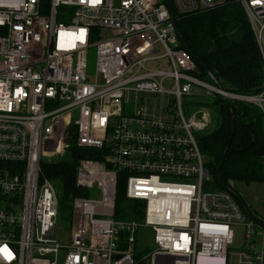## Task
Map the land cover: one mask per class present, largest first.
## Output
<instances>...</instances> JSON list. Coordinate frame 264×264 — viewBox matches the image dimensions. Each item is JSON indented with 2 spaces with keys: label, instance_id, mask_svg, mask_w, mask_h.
Masks as SVG:
<instances>
[{
  "label": "built area",
  "instance_id": "built-area-1",
  "mask_svg": "<svg viewBox=\"0 0 264 264\" xmlns=\"http://www.w3.org/2000/svg\"><path fill=\"white\" fill-rule=\"evenodd\" d=\"M230 1L0 0V264H59L62 249L63 264H264V244L252 240L257 223L236 192L203 190L212 174L195 132L209 127L211 110L189 118L183 110V97L202 88L264 117V87L242 94L203 80L180 47L178 17ZM237 1L264 66V0ZM161 60L168 67H150ZM129 94L156 101L137 110ZM74 144L96 154L78 161L75 183L88 194L70 202L66 247L58 190L43 166ZM121 174L127 198L145 202L140 220L116 217ZM236 225L246 239L239 250ZM142 226L154 232L152 249L138 246Z\"/></svg>",
  "mask_w": 264,
  "mask_h": 264
},
{
  "label": "trees",
  "instance_id": "trees-1",
  "mask_svg": "<svg viewBox=\"0 0 264 264\" xmlns=\"http://www.w3.org/2000/svg\"><path fill=\"white\" fill-rule=\"evenodd\" d=\"M180 47L185 48L198 66L197 76L212 82L205 67L225 90L257 94L264 87L262 56L243 5L231 0L223 7L177 19ZM211 110L217 124L198 139L208 157V167L216 188L231 183L264 182V117L255 105L230 101L221 95L198 103ZM87 156L95 157L90 149ZM76 144L55 162L44 163V175L59 190L61 216L71 213L74 196L88 193L75 183L79 159L86 155ZM233 189V188H232ZM234 190V189H233ZM235 192V190H234ZM145 202L126 196L125 175L118 182L116 217L142 219Z\"/></svg>",
  "mask_w": 264,
  "mask_h": 264
},
{
  "label": "rangeland",
  "instance_id": "rangeland-1",
  "mask_svg": "<svg viewBox=\"0 0 264 264\" xmlns=\"http://www.w3.org/2000/svg\"><path fill=\"white\" fill-rule=\"evenodd\" d=\"M157 56L162 55V52L156 53ZM96 67V47L93 46L89 50V73L93 74L95 71ZM150 67H158V68H166L168 67V61L167 60H161L159 62H154L150 64ZM198 93L196 95L190 97L185 95L183 97V110L184 114L187 118L191 117L193 114H196L199 110V102H202L203 100H206L209 98V96L206 94V91L202 88H199ZM142 95V94H141ZM144 96V95H143ZM150 96V100L146 103L143 102L141 98L137 99L135 94H129L128 99L129 101L136 102L135 104H132L136 107L137 110L141 108L147 107V105H154L156 99L154 98V95H148ZM161 97H158L157 99H160ZM157 113H160V110H157ZM217 122L214 118V116L211 119V123L209 127H207L205 130H199L195 132V135L197 139L203 137L204 135H207L211 129L215 128ZM213 176H212V181L211 182H206L204 184L203 190L204 191H211L216 189L214 182H213ZM232 188L235 190L236 194L239 195L240 198H245L244 196L247 195V189L248 186L245 183L241 182H235L233 181L231 183ZM58 190V189H57ZM249 191V190H248ZM256 191V190H255ZM59 193V190H58ZM257 195V194H256ZM258 209L262 216H264V199L262 202H259ZM71 210V209H70ZM72 215V210L71 213L69 214H63L58 220V226H57V236L59 241L63 246L68 247L71 242H72V235H73V223L68 220ZM235 240H234V248L239 250L241 246L243 245V235H244V227L242 225H236L235 227ZM263 231H261L260 235L263 237ZM155 235L154 232L151 228L142 226L137 233V243L138 246L142 249H152L155 247ZM243 247V246H242ZM256 247L260 249L262 247V243L258 242ZM66 255V249H62L59 253V258H58V263L63 264L64 258ZM48 258H52V255H49Z\"/></svg>",
  "mask_w": 264,
  "mask_h": 264
},
{
  "label": "crops",
  "instance_id": "crops-1",
  "mask_svg": "<svg viewBox=\"0 0 264 264\" xmlns=\"http://www.w3.org/2000/svg\"><path fill=\"white\" fill-rule=\"evenodd\" d=\"M247 186H248L247 195H245L244 196L245 198L243 199L240 198L241 199L240 203L243 207L246 217L248 219L253 220L255 223H257L256 234L254 235L252 240L254 242L255 249H258L256 247L258 242L262 243V247L264 244V234H263V237H261L260 235L261 231H263L264 233V216H262V214L258 210L260 209L258 207L259 202H262V200L264 199V182H255V183L247 184ZM245 245H246V239L243 235V245L242 246L245 247Z\"/></svg>",
  "mask_w": 264,
  "mask_h": 264
},
{
  "label": "water",
  "instance_id": "water-1",
  "mask_svg": "<svg viewBox=\"0 0 264 264\" xmlns=\"http://www.w3.org/2000/svg\"><path fill=\"white\" fill-rule=\"evenodd\" d=\"M205 69H206V71H207L209 77L211 78V80H212V81H213L218 87L222 88L221 85H220V83H219L218 80L216 79V77L213 75V73H212L207 67H205ZM227 102H228V100H227ZM227 188H228V186H227ZM236 196L238 197V199H239L240 202H241V199H240L239 195L236 194ZM140 264H150V259H147L145 262H142V263H140Z\"/></svg>",
  "mask_w": 264,
  "mask_h": 264
}]
</instances>
